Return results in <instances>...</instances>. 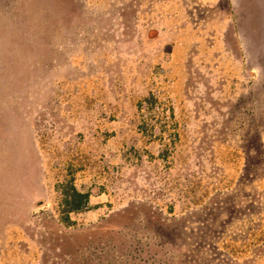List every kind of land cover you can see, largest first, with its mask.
<instances>
[{"label":"rangeland","instance_id":"1","mask_svg":"<svg viewBox=\"0 0 264 264\" xmlns=\"http://www.w3.org/2000/svg\"><path fill=\"white\" fill-rule=\"evenodd\" d=\"M155 240L158 264H264V0H0V264Z\"/></svg>","mask_w":264,"mask_h":264},{"label":"trees","instance_id":"2","mask_svg":"<svg viewBox=\"0 0 264 264\" xmlns=\"http://www.w3.org/2000/svg\"><path fill=\"white\" fill-rule=\"evenodd\" d=\"M145 100L150 102V105H154L155 100L151 95ZM55 189L59 194L60 219L63 223L71 222L69 217L71 212H79L88 208L90 193L89 191H81L76 187L72 173H69L65 180L57 183ZM144 238L149 239L146 235ZM136 243L134 246V264H158L160 260L157 261V258L166 255L164 246L156 240L152 243L140 241H136Z\"/></svg>","mask_w":264,"mask_h":264},{"label":"crops","instance_id":"3","mask_svg":"<svg viewBox=\"0 0 264 264\" xmlns=\"http://www.w3.org/2000/svg\"><path fill=\"white\" fill-rule=\"evenodd\" d=\"M233 0H230V2H232Z\"/></svg>","mask_w":264,"mask_h":264}]
</instances>
